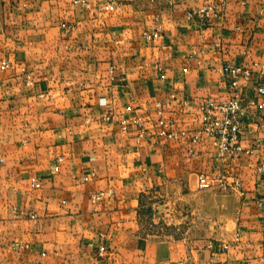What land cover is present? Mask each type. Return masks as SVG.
Segmentation results:
<instances>
[{
	"label": "crops",
	"instance_id": "obj_1",
	"mask_svg": "<svg viewBox=\"0 0 264 264\" xmlns=\"http://www.w3.org/2000/svg\"><path fill=\"white\" fill-rule=\"evenodd\" d=\"M75 1L0 0V264H264V98L244 117L253 153L224 166L210 139L158 137L156 112L200 128L225 63L264 69V0ZM206 4L207 26L187 18ZM221 172L241 189L199 188ZM149 209L186 235L150 231Z\"/></svg>",
	"mask_w": 264,
	"mask_h": 264
},
{
	"label": "built area",
	"instance_id": "obj_2",
	"mask_svg": "<svg viewBox=\"0 0 264 264\" xmlns=\"http://www.w3.org/2000/svg\"><path fill=\"white\" fill-rule=\"evenodd\" d=\"M76 3L86 4L85 0H76ZM123 0H109L106 8L114 9L122 5ZM220 15V9L218 5H201L190 9L187 12V18L189 20H196L201 26H207L211 20ZM66 31H71L74 26L71 24H62ZM162 25L158 24L152 32H144L143 38L146 41H152L161 36ZM3 68L8 67L7 61H3ZM114 70L115 67L111 68ZM220 73L226 83L228 95L221 100H215L212 98H205L198 103V109L201 114L202 126L194 130H188L186 128H179L178 122L171 120L166 126V122L162 118L163 105L157 104L156 112L160 116L158 123L161 125L158 131V137L171 138L174 140H180L188 138L192 145L198 144L205 139H210L213 148L215 149V158L221 165H225L230 160H238L243 155H251L254 151L253 144L249 148H244L242 145V138L245 134L244 130V117L248 114L249 108L255 106L258 100L264 98V69L254 71L251 67L244 65H235L231 63H225ZM254 73L257 75L255 84L252 85L253 96L245 97L244 91L249 87L252 81ZM28 80L30 79L27 76ZM164 77L163 75L161 76ZM132 124L139 129V137H146V130L143 124L138 119L132 120ZM123 128H127V122L122 121ZM62 161V158L58 159V162ZM59 165L54 167V170H58ZM257 176L264 179V161L258 164L255 168ZM88 180V178H84ZM34 186L39 188L40 182L32 180ZM242 181L237 178H228L224 172L215 176H209L205 174L199 175L198 186L200 189H209L218 187L221 190L229 189H241ZM110 193L99 192L91 196L92 202L102 200L106 195ZM261 203H259L260 205ZM35 218V215L31 216ZM213 244L210 243L209 247ZM227 248V246H225ZM179 264H186L180 262ZM213 264V263H208Z\"/></svg>",
	"mask_w": 264,
	"mask_h": 264
},
{
	"label": "rangeland",
	"instance_id": "obj_3",
	"mask_svg": "<svg viewBox=\"0 0 264 264\" xmlns=\"http://www.w3.org/2000/svg\"><path fill=\"white\" fill-rule=\"evenodd\" d=\"M147 218H146V226L150 231L154 233H158L161 237H175V238H182L186 235L188 227H189V221H184L180 225V229H178L179 225H174L168 219H164L162 214L158 213L154 210H147L146 212Z\"/></svg>",
	"mask_w": 264,
	"mask_h": 264
}]
</instances>
